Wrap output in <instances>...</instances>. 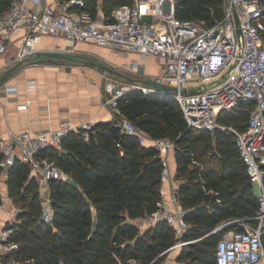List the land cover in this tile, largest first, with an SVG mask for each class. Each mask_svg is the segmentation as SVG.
I'll list each match as a JSON object with an SVG mask.
<instances>
[{"label": "built area", "instance_id": "2783aa9c", "mask_svg": "<svg viewBox=\"0 0 264 264\" xmlns=\"http://www.w3.org/2000/svg\"><path fill=\"white\" fill-rule=\"evenodd\" d=\"M33 3L42 6L36 10ZM100 6L98 14H94L85 0H12L10 8L0 14V55L7 53L20 37L13 57H34L41 51L37 42L43 35H50L72 43L70 48L59 51L74 52L78 44L92 43L134 52L144 58L158 57L159 73L148 74L144 80L126 81L107 75L103 84L104 104L111 109L116 124L135 134L141 144L159 150L157 209L140 217L139 226L145 230L166 221L173 228L177 240L163 253L176 251L192 241L183 239L189 222L185 219L186 209L173 168L177 142L169 136H152L128 118L119 105V99L129 91L159 92L152 87V82L157 81L172 87L169 95L180 106L190 127L211 133L227 128L234 132L258 206L253 215L233 217L221 224L235 223L223 230L216 260L217 264H264V0H225L223 15L213 24L179 18L177 0H134L114 6L110 14ZM132 63L139 64L138 60ZM27 86L34 89L36 80H30ZM15 89L7 86L9 91ZM28 104L29 101L20 106ZM239 105L249 111L246 126L223 125L221 113ZM94 125V122L66 121L55 129L11 131L0 149V168L8 170L16 161L25 163L42 188L49 187L51 180L74 182L73 175L50 159L46 151L61 150L70 132L88 138ZM45 201L44 219L51 222L54 209L49 195H45ZM8 202L13 212L0 225V264H21L12 256L19 246L10 239L18 210L9 194L0 210Z\"/></svg>", "mask_w": 264, "mask_h": 264}, {"label": "trees", "instance_id": "16d2710c", "mask_svg": "<svg viewBox=\"0 0 264 264\" xmlns=\"http://www.w3.org/2000/svg\"><path fill=\"white\" fill-rule=\"evenodd\" d=\"M101 1L100 6L98 0H85L94 14H98L99 6L110 14L114 6L134 0ZM224 1L177 0L176 13L181 19L213 24L223 15ZM11 3L0 0V14ZM119 105L128 118L152 136H169L177 142L176 175L188 173L179 184L189 222L183 239L192 240L179 249L177 261L217 264V243L223 230H213L236 214L253 215L258 206V198L255 203L250 196L239 193V183L248 178L252 186V181L235 139L228 136L233 132L218 129L216 154L207 156L212 142L197 131L208 130L190 127L171 95L134 90L124 94ZM241 108L248 120L249 111L244 105L231 111ZM229 112L223 111L221 117ZM46 154L70 172L74 182L50 181L54 214L48 222L37 178L30 175L25 163L16 161L10 166L8 193L15 202H23L17 212L18 221L12 226L10 239L19 243L13 257L21 264H161L167 254L163 252L177 240L173 228L161 221L142 231L138 224L140 217L157 209L161 160L156 147L141 144L135 134L123 131L112 119L95 123L88 138L70 132L61 150L49 149ZM217 167L220 173L212 174Z\"/></svg>", "mask_w": 264, "mask_h": 264}, {"label": "crops", "instance_id": "0c3cea01", "mask_svg": "<svg viewBox=\"0 0 264 264\" xmlns=\"http://www.w3.org/2000/svg\"><path fill=\"white\" fill-rule=\"evenodd\" d=\"M32 6L39 10L42 4L33 3ZM20 42L21 38L19 37L9 47L7 53L0 55V74L15 67L0 84V149L3 142L7 141L11 131H42L58 128L66 121L79 124L86 121L97 123L113 119L111 109L104 104L102 95L104 75L100 71L86 64L87 62H75L61 58H58L56 62L45 60L40 63H37L34 57L16 59L13 56L17 52ZM71 45L72 43L65 38L50 35H43L37 42V46L44 51L66 50ZM100 51L119 52L118 56L122 59L125 56L126 58L139 56L134 52L101 47L92 43L78 44L74 50V52L92 56ZM152 58L155 57L146 56L144 63ZM160 71L161 63L159 71L146 73V75L156 74ZM30 80H36L37 86L34 89H29L27 86ZM7 86H13L16 89L9 91ZM28 101L27 107L20 106ZM176 165L175 154L173 159L175 172ZM0 173V189L5 188L4 191L0 190L1 193L3 192L1 198L4 202L9 194L8 170L2 169ZM177 182L178 184L182 182L179 177H177ZM42 189L46 196H50L48 186ZM12 208L11 203L8 202L1 211L5 210L4 212L11 216ZM92 209L95 212L93 204ZM175 262L179 264L176 259Z\"/></svg>", "mask_w": 264, "mask_h": 264}, {"label": "rangeland", "instance_id": "374dc122", "mask_svg": "<svg viewBox=\"0 0 264 264\" xmlns=\"http://www.w3.org/2000/svg\"><path fill=\"white\" fill-rule=\"evenodd\" d=\"M99 1V0H98ZM90 48H92V46H89ZM119 52H115V51H100L97 52L94 56L97 57L98 59L102 60L103 62L107 63L110 67H112L113 69L117 70V72H119L118 74H116L117 72H110L108 70L103 69L102 67L95 65L93 63H86L89 64L90 66L94 67L95 69H97L98 71H100L103 75H104V80L105 77L108 76H112L115 78H118L121 81H126L128 79H146L147 75L146 73H152L155 72L156 70H160V59L156 56H154L155 58L150 59L149 61H146V63H144V57L141 56H130L127 57L125 56L124 59L120 58L118 56ZM134 60H138L139 64L137 65H133V61ZM124 64V65H123ZM175 100V99H174ZM176 101V100H175ZM245 110L244 109H239V110H234V111H230L229 113L223 114V116L220 119V122L225 125V126H229L231 128L233 127H238L239 126L245 124L247 122V115L245 114ZM229 129V128H227ZM223 130V129H222ZM231 130V129H230ZM227 132V130H225ZM232 131V130H231ZM233 132V131H232ZM198 134H200V136L204 135L203 139L204 140H208L212 142V148L211 151L208 152L207 156L212 155V153L216 154V142L217 139L219 137V132H215V133H211L210 131H200L198 132ZM228 133V132H227ZM234 133V132H233ZM229 132L228 136L234 141V134ZM52 160H55L54 158H52ZM209 166V162L206 163ZM194 165V162L191 163V166ZM190 166V167H191ZM176 170H177V165H176ZM177 173V171H176ZM220 173V167H217L216 169L212 170V174L217 175ZM1 174V173H0ZM188 173L184 172L181 175H179V179L180 181L186 180ZM4 178L2 177V180ZM248 182H250V180L247 178L245 179V181H242L241 183H239V193L246 195V196H250L255 203H257V195L255 192V188L254 185L252 184V186H250L248 184ZM4 186V185H3ZM41 190V200L44 202V204H46L47 206V201H45V194L44 191L41 187H39ZM4 187L2 189H0L1 191H4ZM3 192H0V198L2 196ZM1 199H0V205H1ZM15 206L17 207V210L19 211V209H21L23 207V202L22 201H14ZM244 204L247 207H251V205L249 204V202L244 201ZM5 210L1 211L0 210V225H3L7 219L8 215L6 212H4ZM235 217L240 218V217H244V214H236ZM223 223V221L221 223H219L217 225L220 226ZM141 230L143 231V228L141 227ZM179 253V249H177L176 251H170L168 252L161 264H176L175 259L177 257V254ZM177 260V259H176ZM135 262V261H134Z\"/></svg>", "mask_w": 264, "mask_h": 264}, {"label": "water", "instance_id": "95a60500", "mask_svg": "<svg viewBox=\"0 0 264 264\" xmlns=\"http://www.w3.org/2000/svg\"><path fill=\"white\" fill-rule=\"evenodd\" d=\"M35 61L37 63L43 62L45 60L56 62L58 58L65 59V60H71L75 62H88L93 63L95 65H98L102 67L105 70H108L110 72H117V70L110 67L107 63L103 62L102 60L88 54L79 53V52H66V51H57V50H41L37 52L34 56ZM15 69V67L9 68L2 74H0V84L1 82ZM118 73V72H117ZM152 87L159 91L164 92L167 94H171L173 92L172 87L162 84L157 81L152 82ZM9 170V169H8ZM235 223H226L223 225H220L216 227L213 232L219 231V230H225L231 226H233Z\"/></svg>", "mask_w": 264, "mask_h": 264}]
</instances>
